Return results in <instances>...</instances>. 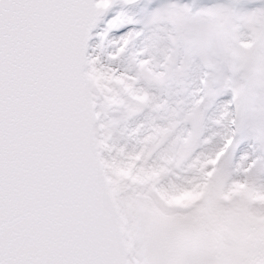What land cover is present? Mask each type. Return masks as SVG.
Masks as SVG:
<instances>
[{
    "label": "snow or ice",
    "instance_id": "snow-or-ice-1",
    "mask_svg": "<svg viewBox=\"0 0 264 264\" xmlns=\"http://www.w3.org/2000/svg\"><path fill=\"white\" fill-rule=\"evenodd\" d=\"M0 264H264V0H0Z\"/></svg>",
    "mask_w": 264,
    "mask_h": 264
}]
</instances>
